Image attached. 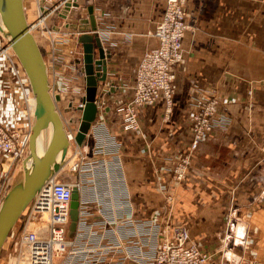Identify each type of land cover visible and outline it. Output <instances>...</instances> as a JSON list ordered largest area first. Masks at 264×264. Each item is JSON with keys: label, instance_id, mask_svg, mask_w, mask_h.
Listing matches in <instances>:
<instances>
[{"label": "crops", "instance_id": "0c3cea01", "mask_svg": "<svg viewBox=\"0 0 264 264\" xmlns=\"http://www.w3.org/2000/svg\"><path fill=\"white\" fill-rule=\"evenodd\" d=\"M80 2L65 23L77 25L88 17L92 5L98 29L113 31L111 37L102 38L112 57L107 58V80L100 82L98 97L104 96L109 126L121 142L123 172L136 216L157 220L165 216L156 173L164 182L171 180L166 171L171 156L189 142V119L195 109L192 96L215 86L220 111L230 115L231 122L227 129L207 137L194 152L187 177L178 186L172 184L176 204L171 221L187 226L192 241L217 264H244L255 249L264 262V0H188L186 21L195 28L186 33L183 60L175 67L173 109L165 117L162 99L143 108V137L124 128L119 106L133 95L142 56L158 45L151 33L163 18L167 0ZM37 5L33 0L31 11L36 16ZM27 18L31 22L28 13ZM52 20H59V14ZM74 76L81 84L79 96H85L84 75ZM230 194L245 197L242 210L248 220L235 223L226 213L222 216L230 205L223 206L218 199ZM201 211L208 229L196 236L193 219Z\"/></svg>", "mask_w": 264, "mask_h": 264}, {"label": "built area", "instance_id": "2783aa9c", "mask_svg": "<svg viewBox=\"0 0 264 264\" xmlns=\"http://www.w3.org/2000/svg\"><path fill=\"white\" fill-rule=\"evenodd\" d=\"M65 1L45 0L44 7L49 9L45 15L37 0V20L29 25H34V30L38 31L43 22L47 30L48 18L61 11ZM187 4L188 0H167L163 18L151 33L159 44L141 58L133 95L119 108L125 129L144 136L141 110L155 105L161 97L166 99L169 107L172 105L175 92L172 84L176 78L173 66L182 62L183 39L193 27L186 21ZM58 32L53 28L47 30L53 37L50 63L46 64L50 93L53 97L60 94L63 100L57 87L61 80L57 70L58 52H61L60 48L64 51L60 44L67 54H71V49L64 44L66 34L59 36ZM99 34L102 38L109 35L102 34L100 29ZM210 92L195 95L192 104L196 111L191 117L187 152L178 154L173 165L166 168L176 183L187 177L191 153L197 151L214 131L228 128L227 118L218 112L217 88ZM83 98L84 95L78 101L70 98L66 102V106L76 102L70 113L77 111L78 116L68 118L63 115V108L56 104L72 150L65 165L71 175L62 178L63 167L27 206L31 216L39 215L40 209L48 211V228L25 229L15 240L13 235L9 236L6 244L10 242L11 248L5 256L7 264H53L55 258L62 260L60 264H217L212 255L192 241L187 226L171 223L166 215L161 222L153 217L135 215L123 172L121 142L109 126L104 96L96 99L97 116L87 134L91 143L80 145L76 140L82 117L79 107H85ZM35 111L36 97L31 81L12 45L0 32V205L12 187L15 173L22 168V162L29 154ZM168 186L162 183L160 189L166 197L167 209H172L175 198ZM75 188L80 194V204L77 226L71 233ZM42 233L46 235H40ZM250 264L264 262L250 259Z\"/></svg>", "mask_w": 264, "mask_h": 264}, {"label": "water", "instance_id": "95a60500", "mask_svg": "<svg viewBox=\"0 0 264 264\" xmlns=\"http://www.w3.org/2000/svg\"><path fill=\"white\" fill-rule=\"evenodd\" d=\"M40 4L43 13L48 14L49 9L44 7V0H41ZM79 7H81L80 0H68L64 3L59 16L66 19L72 8ZM88 14V17L79 19L77 25L65 24L67 28L77 29L80 33L78 42L82 45L83 52L81 71L85 77L86 93L83 98L85 107H79L82 110V117L76 140L80 145L83 144L91 124L96 119L99 84L107 80V58L112 57L111 50L105 49L103 39L97 33H92L98 30L92 5L88 6ZM0 32L12 45L31 81L36 97V112L29 154L23 162L22 175L15 180L0 205L1 252L29 203L42 186L63 168L70 142L56 105V102L61 101V95L57 94L53 97L50 93L48 66L36 38L30 32L24 0H0ZM46 130L51 131V137L44 146L42 135ZM79 204L80 194L75 188L71 204V233L77 226Z\"/></svg>", "mask_w": 264, "mask_h": 264}, {"label": "rangeland", "instance_id": "374dc122", "mask_svg": "<svg viewBox=\"0 0 264 264\" xmlns=\"http://www.w3.org/2000/svg\"><path fill=\"white\" fill-rule=\"evenodd\" d=\"M26 1V4H25V10L27 11L26 12V14L28 13V17H29V19H30V21L32 22V21H36L37 19V16L35 15V13H33V11H31V8H32V4H33V0H25ZM41 0H38V3L40 2ZM36 3V2H35ZM27 6V7H26ZM61 11H59V12H57L58 14L60 13ZM56 13V14H57ZM55 15V14H54ZM54 15H52V16H50L49 18H48V20H47V22H46V26H47V30H49V28H53L54 30H57V31H59L58 33H59V36H64V34H66V36H64L63 37V41H64V44L65 45H67V47L68 48H70L71 49V54H67V50L64 48V46L63 45H61L60 44V46L64 49V51L60 48V51L61 52H58V59H59V62H58V65H57V70H58V72L60 73V75H61V80L60 81H58L57 82V87L59 88V84H60V82H62V84H63V87H62V90L60 89V91H61V94H62V96H64V98H63V100H62V98H61V101L60 102H57L56 104L57 105H60L62 108H63V110H62V113H63V115H65V116H67L68 118L69 117H71V116H75V115H79V113L76 111V112H74V114H72V113H70L71 111H72V107H73V109L76 107V102H74V105H71V104H69V105H67L66 106V102L68 101V99H70V98H73L74 99V101L76 100V101H78V100H80L81 99V97L82 96H79L80 95V92H82L81 91V84L79 83V82H76V76H74V73H77V72H81L82 73V71H81V67H82V65H83V52H82V45L78 42V36L80 35V33L78 32V30L77 29H72V28H67L66 26H65V22H67V21H65V20H67L68 19V17L65 19V18H62V17H60L59 16V20H52L53 19V16ZM65 21V22H64ZM28 22H29V20H28ZM31 22H29V24L31 23ZM57 22H59V23H57ZM191 25L193 26L192 27V29L190 30V31H192V30H194V28H195V25L193 24V23H191ZM56 27H58V28H56ZM63 27H65V28H63ZM47 30H46V27L44 26L43 28H40V30H38V31H36L35 32V36H36V38H37V40H38V42H39V44H40V46H41V49H42V53L44 54V57H45V60H46V62L47 63H50L49 62V56H51L52 55V48H51V37H53L51 34H49V33H47ZM101 30V29H100ZM113 31H112V28L111 27H106V28H102V34L103 33H108L109 35H110V37H111V33H112ZM92 33H97L99 36H100V34H99V29L97 30V31H92ZM55 35V34H54ZM101 37V36H100ZM154 37V36H153ZM156 38V37H155ZM101 39H102V37H101ZM158 40V39H157ZM72 43V44H71ZM158 44H159V41H158ZM79 45H80V48H79ZM156 47V46H155ZM46 48H47V52L45 51L46 50ZM49 49H51V50H49ZM69 50V49H68ZM145 54V53H144ZM143 57V56H142ZM79 61V62H78ZM140 62V61H139ZM175 67H176V65H174L173 66V71L176 73V69H175ZM63 71V72H62ZM69 72H71V74L69 73ZM83 75H84V73H82ZM136 74V73H135ZM76 75V74H75ZM75 77V78H74ZM176 77H177V75H176ZM175 80H176V78H175ZM175 80H174V82H173V87H174V84H175ZM79 83V84H78ZM134 85H135V83H134ZM133 85V86H134ZM215 87V86H214ZM214 87H212V88H214ZM212 88H210L209 90H207L206 92L205 91H197L196 92V94H200V93H202V95H205V94H211V89ZM217 88V87H216ZM175 89V88H174ZM217 90H218V88H217ZM85 91H86V86H85ZM132 91H133V89H132ZM76 92H78L79 94H76ZM210 92V93H209ZM175 93V92H174ZM195 93H194V95L192 96V101H191V103H193V99H194V97H195V95H196ZM97 96H98V94H97ZM216 96H217V98H218V100H219V110H218V112H219V115H221V116H223V117H225V118H227V120H228V125H230V122H231V119H230V115H228V114H226V113H224V112H222V111H220V104H221V98H220V96H219V92L218 93H216ZM160 99H162L163 101H164V103H165V105H166V109H165V117H167L168 116V114L170 115L171 114V111H172V109H173V104H174V97H173V100H172V105L169 107L168 106V103H167V101H166V99L164 98V97H161ZM159 99V100H160ZM158 100V101H159ZM122 104H123V102H122ZM121 104V105H122ZM120 105V106H121ZM120 106H119V108H120ZM68 108H71L70 110H68ZM120 111V110H119ZM196 111V108L192 111V113H191V116H190V119H189V131H190V122H191V117H192V114L194 113ZM121 112V111H120ZM70 113V114H69ZM122 113V112H121ZM229 127V126H228ZM215 132H218V130H216V131H214L213 133H215ZM89 133V132H88ZM138 133V132H137ZM212 133V134H213ZM139 134V133H138ZM140 136H142L143 137V135L142 134H139ZM144 135H145V132H144ZM211 135V134H210ZM190 136V135H189ZM89 140H90V137L89 136H87L86 137V139L84 140V142H83V144H90L91 143V141L89 142ZM189 141H190V137H189ZM188 144H189V142L186 144V146L184 147V149H182V150H180V151H178V152H176L175 154H173L172 156H171V161H172V165H173V163L175 162V160H176V158H177V155L178 154H180V153H182V152H187V146H188ZM123 154V153H122ZM193 154H194V152H192L191 153V155H190V158H191V164H190V167H189V170H190V168H191V166H192V156H193ZM72 155V150L70 149V153H69V156H71ZM122 158H123V156H122ZM69 159L70 158H67V160L69 161ZM66 164H67V162H66ZM65 167V166H64ZM67 167V166H66ZM123 167H124V165H123ZM189 170H188V172H189ZM160 172V171H159ZM16 173H18V170H17V172ZM15 173V175H17ZM169 175H170V181L169 182H164L163 181V179H162V176H161V174L160 173H156V176H157V184H156V186H157V190L159 191V193L161 194V196H162V201H163V203H162V207H163V210H164V213H165V215L168 217H170V222L172 223V221H171V214H172V211L174 210V208H175V204H176V195H175V190L173 189V187L174 186H178V184L179 183H176L175 181H174V179H173V176H172V174L171 173H168ZM15 175H14V177H15ZM69 175H71L70 174V171H68V168H64V171L62 172V175H61V177L62 178H65V179H67L68 177H69ZM162 183H167L169 186H168V188H169V190H170V192H173V194H174V198H175V203H174V207L171 209H167V207H166V197H165V195H164V193L161 191V189H160V185L162 184ZM172 184L174 185L173 187H172ZM226 196V195H225ZM219 202H220V204H222L223 206L224 205H226V204H228V202H229V205H230V208H229V210H228V212L226 211L225 212V210H224V212L222 213V216H223V214H225L226 213V215L228 216L227 218L229 219L230 217H233L234 219H235V223H237V222H240V221H242L243 222V218H245V219H249L248 218V216L249 215H247V213H246V211H244V210H242V208L244 207L243 205L244 204H246L247 203V201L245 200V197H241V196H237V195H234V194H230V195H227L226 197H219ZM222 201V202H221ZM246 201V202H245ZM132 202H133V205L135 206V204H134V200H133V197H132ZM235 204V205H234ZM243 204V205H242ZM242 205V206H241ZM205 207V206H204ZM204 207H202V209L204 208ZM201 209V210H202ZM203 211H204V209H203ZM203 211H201L200 213H199V217L196 219V217H194V219H193V224H194V227H195V230H196V236H203V234H204V232H202V231H205V230H207L208 229V227H205V225L203 224V220L201 219L202 217H203V215H204V213H203ZM251 212V211H250ZM250 212H249V214H250ZM35 215V216H34ZM135 215H136V206H135ZM247 217H246V216ZM31 217V218H30ZM138 217V216H137ZM139 218H141V217H139ZM224 218H225V216H224ZM32 219H34V221H32ZM155 219V218H154ZM46 220V221H45ZM156 221H158V222H161L162 220H157V219H155ZM31 221H32V223H31ZM47 223H48V217H47V215H38V214H32V216H31V214H30V210H29V208H27L24 212H23V214H22V216L20 217V219L18 220V222H17V224L15 225V227L13 228V230H12V232H11V234H10V236L11 235H13V237H12V239L13 240H15V239H17V235H19V234H21V232L23 231V230H25V229H27V230H29V231H34V230H36V229H38V227H42V226H46L47 225ZM209 223V222H208ZM210 224V223H209ZM28 226L27 228H25V226ZM190 230V229H189ZM40 235H43V236H45L46 234H40ZM12 240V241H13ZM8 242V241H7ZM6 242V243H7ZM5 246H6V248L4 249V248H2V250H1V252H0V264H7V260L5 259V256L7 255V252L9 251V249L11 248V243L9 242L8 243V245L7 244H5ZM4 246V247H5ZM254 249V248H253ZM251 256H250V259H256V260H258V261H261V262H263L262 260H260L258 257H257V255H258V253H257V250L255 249L254 251H253V253H251L250 254ZM250 259H249V261H247L246 263H244V264H250ZM61 259L60 258H55L54 259V262H53V264H60L61 263Z\"/></svg>", "mask_w": 264, "mask_h": 264}, {"label": "bare ground", "instance_id": "6f19581e", "mask_svg": "<svg viewBox=\"0 0 264 264\" xmlns=\"http://www.w3.org/2000/svg\"><path fill=\"white\" fill-rule=\"evenodd\" d=\"M68 1V0H67ZM69 1H72V0H69ZM44 2H45V0H44ZM66 2V1H65ZM39 5H41L40 4V2H39ZM24 7H25V1H24ZM63 9V8H62ZM25 13H26V10H25ZM26 17H27V14H26ZM27 21H28V18H27ZM32 23V22H31ZM30 23V24H31ZM41 25H40V27L41 28H43L44 27V23L43 22H41L40 23ZM28 25H29V22H28ZM30 26V32L34 35V37L36 38V36H35V32H36V30H34V25H29ZM36 40H37V38H36ZM37 42H38V40H37ZM38 44H39V42H38ZM39 46H40V44H39ZM40 48H41V46H40ZM58 110V109H57ZM36 112V111H35ZM58 113L60 114V112H59V110H58ZM60 116H61V114H60ZM62 118V117H61ZM63 120V119H62ZM64 122V121H63ZM65 127V126H64ZM50 137H51V131L50 130H46L45 132H43V135H42V141H43V145L45 146L47 143H48V140L50 139ZM69 153H70V146H69V149H68V152H67V155H66V162L68 163V160H67V158H68V156H69ZM24 162V161H23ZM23 162H22V168H20L19 170H18V173H16L17 175H15V177H14V179H13V182H12V185H13V183L15 182V180L16 179H18L21 175H22V171H23ZM66 165V163L63 165V167ZM68 167V166H67ZM66 166L64 167V168H67ZM63 168V169H64ZM40 211L41 212H39L40 214L39 215H47V217H49V213H48V211L46 210V209H40ZM46 221V220H45ZM44 229H46V228H48V226L46 225H44V226H42ZM41 227V228H42ZM7 240H8V238H7ZM7 240H6V242H7ZM6 242H5V244H6ZM5 244H4V246H5ZM4 246H3V248H4Z\"/></svg>", "mask_w": 264, "mask_h": 264}]
</instances>
